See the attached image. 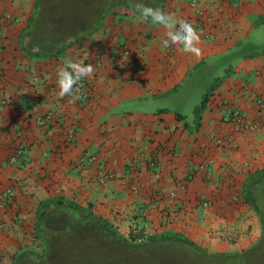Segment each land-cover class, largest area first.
Listing matches in <instances>:
<instances>
[{
	"label": "crops",
	"instance_id": "obj_1",
	"mask_svg": "<svg viewBox=\"0 0 264 264\" xmlns=\"http://www.w3.org/2000/svg\"><path fill=\"white\" fill-rule=\"evenodd\" d=\"M34 2L0 0V264L38 243L41 205L59 199L123 236L143 229L210 252L249 248L259 219L232 196L264 170V128L234 132L225 113L238 107L253 116L252 96H264V0H162L159 9L197 30L199 56L167 51L165 29L127 7L57 55L28 49ZM70 60L94 72L60 97L56 69ZM19 143L24 155L9 163ZM94 153L100 163L79 162ZM101 166L112 173L104 182Z\"/></svg>",
	"mask_w": 264,
	"mask_h": 264
},
{
	"label": "trees",
	"instance_id": "obj_2",
	"mask_svg": "<svg viewBox=\"0 0 264 264\" xmlns=\"http://www.w3.org/2000/svg\"><path fill=\"white\" fill-rule=\"evenodd\" d=\"M134 3L159 8L162 0H35L24 30L25 46L57 55L97 30L115 9L127 7L135 11ZM207 95L208 91L203 102ZM245 193L259 214L262 231L257 243L242 251L210 252L182 235H148L143 229H131L128 236H123L90 210L59 199L52 205H41L37 214L34 233L42 249L20 248L12 264H82L91 256L98 257V253L104 264H143L148 257L149 264H195L197 257L215 256L255 260L264 253V170L252 177Z\"/></svg>",
	"mask_w": 264,
	"mask_h": 264
},
{
	"label": "clouds",
	"instance_id": "obj_3",
	"mask_svg": "<svg viewBox=\"0 0 264 264\" xmlns=\"http://www.w3.org/2000/svg\"><path fill=\"white\" fill-rule=\"evenodd\" d=\"M142 21H151L165 29L164 38L161 41L163 48L178 46L181 53L201 55L198 47L200 36L192 23L185 19H177L174 15L166 13L159 8L147 6L143 3L132 5ZM94 72L91 64L84 65L79 61H68L59 65L56 69V83L59 96H70L74 90L78 91L81 80L89 77Z\"/></svg>",
	"mask_w": 264,
	"mask_h": 264
},
{
	"label": "built area",
	"instance_id": "obj_4",
	"mask_svg": "<svg viewBox=\"0 0 264 264\" xmlns=\"http://www.w3.org/2000/svg\"><path fill=\"white\" fill-rule=\"evenodd\" d=\"M118 44L121 47L120 54L123 57L127 56L130 53V50H129L127 43L124 40H121L118 42ZM174 47L175 46H172V47H169L166 49H167V51L171 52V51H173ZM80 83H82V80ZM252 103L254 104V106L257 109L256 114L253 116H248L238 107H233V108H230L226 111L225 116L228 119V121L232 124L234 132L244 133V132H251V131H256V130H259L261 128H264V96L254 94L252 96ZM219 140L220 139H218V141ZM24 152H25V149H24L23 145L21 143L16 144L13 147V149H12V151L8 157L9 163L16 162L19 158H21L24 155ZM155 159L156 158L154 155H150L148 157V164L154 165ZM79 162L85 163V164L100 163L99 157L96 153L85 155L84 157H82L80 159ZM203 170H204V177L206 179H210L212 177V171L210 169H208L207 167H203ZM111 177H112V173L109 170L105 169L103 166H101L98 181L104 182V181L110 179ZM169 194L171 196H175L174 191H171ZM8 195H9L8 192L4 193V195H3V199L6 202L10 201V198ZM243 195H245V196H243ZM232 199H233V201H235L236 203H239L240 205L241 204H249L250 205L249 200L247 198V194L245 193V189H244V191H240V192L235 191V193L232 196ZM201 204L203 205V207H209L210 205H212V201L210 199H203L201 201Z\"/></svg>",
	"mask_w": 264,
	"mask_h": 264
},
{
	"label": "rangeland",
	"instance_id": "obj_5",
	"mask_svg": "<svg viewBox=\"0 0 264 264\" xmlns=\"http://www.w3.org/2000/svg\"><path fill=\"white\" fill-rule=\"evenodd\" d=\"M43 1L45 2L47 0H43ZM256 215L258 216V219H259L260 232H259V236L257 237V239L254 241V243L251 246H253L254 244L257 243V241H258V239H259V237L261 235V231H262V224L260 222L259 214L257 212H256ZM33 247L36 250H41L42 249V245L40 243L34 244ZM33 247H31V248H33ZM229 253H233V252H229ZM100 255H102V254L98 253V257H96L97 255H94L93 257L91 256L89 259L82 261L83 262L82 264H104V261L102 260V258L101 259L99 258V257H101ZM145 259H147V260L142 261V263L143 264H149L150 261H148V260H151V258L148 257V258H145ZM196 260L197 261H196L195 264H264V253L260 257L255 259V260H252L251 258L248 259V260H245L244 258H237V259L224 258L223 259V258L216 257V256L214 258H211V257H206V258L197 257Z\"/></svg>",
	"mask_w": 264,
	"mask_h": 264
}]
</instances>
